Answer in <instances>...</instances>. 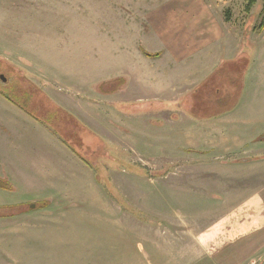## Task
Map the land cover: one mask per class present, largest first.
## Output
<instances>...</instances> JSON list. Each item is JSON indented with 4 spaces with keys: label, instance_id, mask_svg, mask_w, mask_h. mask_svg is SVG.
<instances>
[{
    "label": "rangeland",
    "instance_id": "rangeland-1",
    "mask_svg": "<svg viewBox=\"0 0 264 264\" xmlns=\"http://www.w3.org/2000/svg\"><path fill=\"white\" fill-rule=\"evenodd\" d=\"M9 1L12 4L7 9L0 6V48L10 44L32 57H42L44 63L62 66L66 72L46 70L40 61L31 62V71L13 68L14 64L0 55V86L5 88H11L14 82L17 85L13 88H41L39 80L46 88H82L85 96L91 95L88 88H120V53L126 46L134 54L138 48L141 51V46L150 51L165 50L174 42L168 32H178L176 21H187L188 26L195 27L206 16L209 28L230 27L244 31L247 40H264V28L260 27L264 0H256L248 11L249 0ZM198 4L206 5V12H199L195 7ZM144 58L140 66L143 70L154 64L152 58ZM129 63L128 69L134 74L136 61ZM68 69L74 70L70 73ZM24 73L36 76L38 84ZM32 96L36 100H30L29 108L73 141L92 163L95 180L90 179L89 170L86 173L83 166L60 154L61 148L48 131L54 133L53 129L41 126L33 113L32 117L6 110L1 97L0 116L9 120L10 128L7 133L0 129V160L19 162V155H25L15 148H27L26 162L35 164L26 166L27 170H6L13 176L20 175L21 170L38 183L29 180L7 188L8 180L0 174L6 180L0 183V201L36 198V207H32L38 210L20 215L13 210L16 205L4 210L3 214H8L0 213V264H264V248L241 263L232 260V254L220 252L233 236H241L232 230L231 209L254 192L264 201V164L250 173L244 169L245 162L254 159L249 147L236 153L184 149L181 144L186 133H195L196 129L182 119L169 123V111L162 110L154 114V121L135 129L121 124L123 114L120 118L117 108L116 115L112 112L101 117L89 108L91 114L83 118L102 135L94 129L95 133L90 132L75 116L63 112L64 118H70L69 132V125L59 126L63 116L45 104L48 98L43 93L34 92ZM256 101L249 94L240 112L217 126L231 137L249 135L250 126L244 120L250 104ZM256 138L264 139V130L257 131ZM50 156H56L58 163L42 165ZM261 157L264 155L257 158ZM239 161L245 166H232ZM49 166H56L54 188H40L38 185L48 180L43 173L37 175ZM65 168L77 175V180L60 185L58 174ZM57 188L72 195L62 197ZM221 216L224 218L214 226L215 230L219 227L218 235L209 232L203 241V233ZM249 216L253 215L242 219L252 218Z\"/></svg>",
    "mask_w": 264,
    "mask_h": 264
},
{
    "label": "crops",
    "instance_id": "crops-1",
    "mask_svg": "<svg viewBox=\"0 0 264 264\" xmlns=\"http://www.w3.org/2000/svg\"><path fill=\"white\" fill-rule=\"evenodd\" d=\"M11 4L12 2L9 0H0L2 8L7 9ZM195 7L199 12L202 10L206 12L207 10L206 5L198 4ZM179 18L182 20L186 19L183 16ZM176 22L178 25L175 29H178V32H168L169 38L173 37L174 42L168 43L167 48L161 52L159 50L151 51L160 52L158 56H145L141 48V51L138 48V51L134 54V52L128 51L127 46L124 52L120 53L122 62L120 78L123 80L120 88H105L106 90L88 88L91 95L85 96L82 88L81 90L80 88H46L39 80L41 88H35V91L40 95L43 93L48 98V100H45V104L51 106V110L56 109L57 115L63 116L59 126L63 125L65 127L69 125L70 118L66 116L69 114L72 117L75 116V119L85 125L90 132L94 129L100 135H102L101 131L96 130L89 121L83 118L91 114L89 108H93L95 110L94 114L100 117L112 112V115H116L114 108H117L120 118L121 112L123 114L121 124L134 127L135 129L136 126H142L144 122L154 121V114L160 110L169 111L170 118L167 120L169 123L175 119H182L186 121V124L196 129L195 133H186L185 143L181 144L184 149L198 152L222 149L226 152L236 153L241 152L244 147H249L252 152L251 157H254V159L245 162L247 167H244V169H247L248 173L256 171L260 165L264 164V157L257 158L264 155V139H255L256 132L264 130V40L258 43H255L254 38L247 40L248 38L244 35V31H233L230 27L223 29L209 28L206 16L195 27L188 26L187 21ZM180 30H183L182 34L179 32ZM141 47L144 48V46ZM1 48L8 50V52L1 51ZM1 48V57L12 62L17 68H27L29 69L28 71H31V62L40 61V65L46 70L51 68L59 69L63 74L66 72L64 67L44 63L45 59L43 60L42 57H32L27 52L10 44ZM143 56L152 58L153 66L143 70L140 67L145 63ZM131 60L136 61L134 74L133 70L128 69V65L131 64L129 61ZM73 70L68 69L67 71L71 73ZM24 74L37 83L36 76L31 75L33 74L32 72L30 75ZM133 76L134 78H131ZM216 88L223 91L224 95L226 91L228 93L232 92V94L234 92L241 94L234 105L231 106L230 104L234 99H231L232 95H228L227 99H224L222 103L216 101ZM221 91L217 92L221 94ZM249 94L258 99V101L250 104L248 116L244 120L250 126V134L243 137L240 134L231 137L228 131L217 125L228 120L229 116L238 114L244 107L245 99ZM1 97L2 106L6 110L10 112L18 110L33 117L31 112L27 114L22 107L7 100L8 98L4 95L1 96L0 92V99ZM224 108L231 109L223 112L217 111ZM96 110H101L102 112L98 113ZM63 112L67 113L65 115L66 118H64ZM34 117L38 118L39 122L42 123H40L41 126L44 125L46 129L50 127V125L41 121V117L36 115ZM30 119L33 120L31 117ZM198 125L202 127L198 129ZM2 128L7 133L10 125L8 119L0 116V129ZM50 128L53 129V127ZM53 130L54 133L48 129L54 142L61 148L60 154L64 158L66 155L72 163L83 166L86 173L89 170L90 179L94 182V174L90 168L93 166L92 163L81 152L79 153L73 148L70 140L65 139L56 129ZM70 130L71 125H69V132ZM17 149L23 152L24 158L19 155V162L15 161V156L13 157L15 160L9 159L7 162L0 160L1 176L14 185L16 183H28L29 180L35 182L36 185L38 183L37 180L21 171L22 169L27 170L26 166L34 165L35 163L26 162L27 148H15V152L18 151ZM4 153L6 154L7 152ZM41 163L42 165H46V163L49 165L57 164L58 158L50 156ZM233 163L232 166H236L235 168L245 166L244 161ZM8 168L21 169L18 170L21 174L10 175V171L6 170ZM65 169L66 171L62 169L58 174L60 185L64 182L72 183L77 180V175L71 174L69 168ZM50 170L53 173H50ZM54 172H56V166H49L47 169L41 168L37 176H41V173L45 174L48 182L38 186L40 188H54L56 180ZM57 190L62 193V197L72 195V192H68L66 189L57 188ZM35 199L32 198L27 202L25 199L20 201H0V211L3 207L9 209L17 205L19 207L16 206V209H13L17 214L27 215L28 213H33L38 210L32 207H36V203H33ZM29 205L31 206L29 207ZM243 206L246 208L242 209ZM230 213L233 215L232 230L237 233L240 232L238 235L241 236H236V238L233 236L234 239L228 243L229 245H224L225 249L220 252L225 251L232 254V260L241 263L249 258H254L264 248L263 198L257 192L247 197L245 196L231 209ZM249 214L253 215L249 216L252 218L242 219ZM222 216L218 217L215 223L203 233L201 236L203 241H206L209 232L218 235L216 231L219 230V227L215 230L214 226L224 218Z\"/></svg>",
    "mask_w": 264,
    "mask_h": 264
},
{
    "label": "trees",
    "instance_id": "trees-1",
    "mask_svg": "<svg viewBox=\"0 0 264 264\" xmlns=\"http://www.w3.org/2000/svg\"><path fill=\"white\" fill-rule=\"evenodd\" d=\"M255 1L256 0H249V2H248V4L246 5V10L248 11V10H250V7L255 3ZM260 27H263L264 28V17H263V19H262V21H261V23H260ZM141 48V50H142V52L145 54V55H147V56H151V57H156V56H158L159 54H160V52H151V51H148V50H146L145 48H143V47H140ZM11 67H13V68H16V66H14V65H11ZM2 72L4 73L5 72V68H2ZM5 75L6 76H8V74H6L5 73ZM5 76V77H6ZM10 83V82H9ZM103 84V83H102ZM5 85V84H4ZM17 85V83L16 82H14V84L13 85H11V88H5V86H0V92L2 93V94H4L7 98H9V99H11L12 101H14V102H17L16 104L17 105H20V106H22L23 108H25V109H27L29 112H31V113H33L34 115H36V116H38V117H41V115H38V114H36V113H34V111L33 110H31V108H29L30 107V105H31V103L32 102H30V100L31 101H35L36 99H35V97H33L32 96V93H34V92H36L35 91V88H13V87H15ZM100 87H101V84H100ZM14 90V91H13ZM217 91H221V90H219V88H216V95H215V98H216V101L217 102H219V103H222L223 102V100L224 99H227V96L229 95H232L231 96V99H233V102H231V106L232 105H234V103L236 102V100H237V98L240 96V94L241 93H238V92H234L233 94H232V92H230V93H228L227 91L225 92V95H224V93H223V91H221L222 93L220 94V93H218ZM240 92H241V90H240ZM14 94H17L16 96L17 97H14ZM236 95V96H235ZM233 96H235V97H233ZM230 105H227V106H230ZM226 106V107H227ZM228 109H231V108H224V109H222V112L223 111H227ZM48 111H50V110H48ZM219 112H221V111H219ZM219 112H216V113H219ZM42 118V117H41ZM66 139V138H65ZM68 140V139H67ZM71 141V140H70ZM70 144L73 146V148H74V146H75V148L77 149V151H79V153L81 152L79 149H78V147H76V145L73 143V141H71L70 142ZM82 153V152H81ZM6 180H4L3 178H1L0 177V183L1 182H5ZM7 186L5 185V187H7V188H10V187H8L11 183L9 182V181H7ZM7 207H3L2 209H1V211H0V213H1V215H5V214H8V213H5V214H3V212H5V211H3L4 209H6Z\"/></svg>",
    "mask_w": 264,
    "mask_h": 264
},
{
    "label": "water",
    "instance_id": "water-1",
    "mask_svg": "<svg viewBox=\"0 0 264 264\" xmlns=\"http://www.w3.org/2000/svg\"><path fill=\"white\" fill-rule=\"evenodd\" d=\"M1 77H2L4 80H6V77L4 76V74H1Z\"/></svg>",
    "mask_w": 264,
    "mask_h": 264
}]
</instances>
